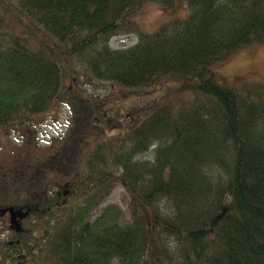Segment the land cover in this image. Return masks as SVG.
<instances>
[{
	"label": "trees",
	"instance_id": "16d2710c",
	"mask_svg": "<svg viewBox=\"0 0 264 264\" xmlns=\"http://www.w3.org/2000/svg\"><path fill=\"white\" fill-rule=\"evenodd\" d=\"M147 3L188 12L144 32ZM0 6V128H29L57 102L73 114L49 159L30 153L29 171L28 158L0 176L1 187L25 180L33 195L0 264H264V79L221 80L215 69L264 44V0ZM132 32L134 44L111 45ZM96 81L174 90L124 123L105 109L109 95L90 90ZM117 184L129 217L109 204L92 220Z\"/></svg>",
	"mask_w": 264,
	"mask_h": 264
},
{
	"label": "rangeland",
	"instance_id": "374dc122",
	"mask_svg": "<svg viewBox=\"0 0 264 264\" xmlns=\"http://www.w3.org/2000/svg\"><path fill=\"white\" fill-rule=\"evenodd\" d=\"M1 7V6H0ZM184 9H180L177 13L173 10H162L156 3H147L137 15V20L142 31L152 32L157 29L162 22L172 19L175 16H185ZM138 40V33L132 32L124 35H118L111 39L110 43L113 47H125L134 44ZM218 77L232 80L236 76L244 75L251 79H264V44L244 48L235 53L230 59L215 67ZM171 84V83H170ZM169 83L160 84L153 88L142 89H121L111 83L96 81L92 83L90 90L99 93L102 96L109 95L110 100L104 107L108 111L111 108L115 111V116L124 123L131 122L138 115L146 113L149 109V101L165 98L169 96L174 88H169ZM179 86L180 84L177 83ZM125 114V116L123 115ZM72 110L65 102H57L53 108L46 113L38 115L35 123L29 128L27 125H14L7 128H0V176L8 172L10 175L20 168L15 165L17 161H27L28 171L35 164V158L30 153H37V156H45V160L51 157L52 151L57 147V142L61 140L67 133L72 119ZM117 133L112 132L110 134ZM91 148V147H90ZM86 147L85 156L90 149ZM74 151V150H72ZM71 153V156H74ZM141 156L152 157L150 152H145ZM54 162L59 163L55 160ZM50 161L47 162L49 165ZM17 164V163H16ZM6 167V168H5ZM9 167V168H8ZM18 181V180H17ZM14 181L5 187H1L0 207L14 206L22 208L27 202L32 203V191L29 192V185L25 181ZM36 184V182H35ZM39 186L34 189H39ZM131 197L129 192L122 184H117L111 193L103 199V201L94 209L92 220L109 204L119 205L126 217H129ZM9 214L0 215V253L5 248V242L14 237L12 228H10Z\"/></svg>",
	"mask_w": 264,
	"mask_h": 264
},
{
	"label": "water",
	"instance_id": "95a60500",
	"mask_svg": "<svg viewBox=\"0 0 264 264\" xmlns=\"http://www.w3.org/2000/svg\"><path fill=\"white\" fill-rule=\"evenodd\" d=\"M30 208H15L14 206L0 207V215L3 216L6 212L10 213V228H14L15 231H21L23 229L22 219L27 217L30 213Z\"/></svg>",
	"mask_w": 264,
	"mask_h": 264
},
{
	"label": "flooded vegetation",
	"instance_id": "af4514ba",
	"mask_svg": "<svg viewBox=\"0 0 264 264\" xmlns=\"http://www.w3.org/2000/svg\"><path fill=\"white\" fill-rule=\"evenodd\" d=\"M7 214H9V220H10V213H9V211L8 212H6L3 216H5V215H7ZM26 218V217H25ZM24 217H23V219H22V225L24 224V219H25ZM10 226V225H9Z\"/></svg>",
	"mask_w": 264,
	"mask_h": 264
}]
</instances>
